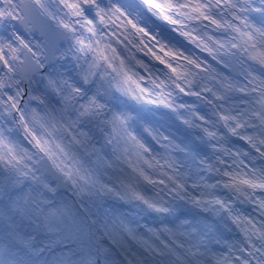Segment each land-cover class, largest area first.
Listing matches in <instances>:
<instances>
[{"label":"snow or ice","instance_id":"snow-or-ice-1","mask_svg":"<svg viewBox=\"0 0 264 264\" xmlns=\"http://www.w3.org/2000/svg\"><path fill=\"white\" fill-rule=\"evenodd\" d=\"M0 264H264V0H0Z\"/></svg>","mask_w":264,"mask_h":264}]
</instances>
